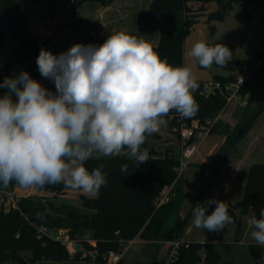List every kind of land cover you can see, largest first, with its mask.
<instances>
[{
	"label": "clouds",
	"instance_id": "obj_1",
	"mask_svg": "<svg viewBox=\"0 0 264 264\" xmlns=\"http://www.w3.org/2000/svg\"><path fill=\"white\" fill-rule=\"evenodd\" d=\"M187 55L198 66L225 68L232 51L225 44L195 42ZM39 73L54 82L47 89L27 71L5 77L0 89V184L24 188L65 187L96 194L107 186L101 164L86 162L122 154L137 168L149 160L148 136L167 127L175 110L190 119L198 111L199 84L187 66H172L145 39L113 31L101 44H74L53 54L41 49ZM122 173L128 165H121ZM215 204L211 214L210 205ZM196 228L220 232L233 222L224 201L211 198L192 208ZM251 237L264 249V207L248 221ZM258 264H264V252Z\"/></svg>",
	"mask_w": 264,
	"mask_h": 264
},
{
	"label": "trees",
	"instance_id": "obj_2",
	"mask_svg": "<svg viewBox=\"0 0 264 264\" xmlns=\"http://www.w3.org/2000/svg\"><path fill=\"white\" fill-rule=\"evenodd\" d=\"M38 1L40 0H0V51L4 48L9 35L18 45L12 49L8 64L18 63L20 66L18 73L22 70L27 71L33 79L40 81L49 89L51 80L40 75L36 59L42 48L53 54L61 52L51 50L48 47L47 39L40 40L28 28L27 5ZM88 1H96L106 6L114 0H70L69 9L72 11ZM237 1H242L247 5L252 3H256L258 6L264 5V0ZM45 2L51 5L53 0H45ZM193 2L202 4L201 11L204 4L217 3L218 7L210 13V18L222 19L233 1L227 3L224 0H150L149 6L141 12L139 29H145L152 20L162 16L165 26L160 30L158 43L148 42L160 54L161 58H166L169 64L174 67H182L184 40L189 28L196 22L197 15L188 14V12H193V7L190 6V3ZM183 9L186 10L184 26L178 30L179 12ZM4 75H10V73L8 71L5 74L0 73V83H2ZM213 77L227 80L232 79L234 75H214ZM4 92H6L5 89H0V95ZM197 105L198 111L195 116L203 120L207 116H212L216 111H220L225 106V100L222 98L198 99ZM257 105L253 120L242 126L243 133L240 132L238 138L248 131L254 119L264 111V95L260 96ZM171 155L172 158H169V152H166L164 156H157L156 152L152 151L149 153V160L141 164L139 168L133 160L122 155L88 160L86 167L89 171L101 164L104 165L103 171L107 173L108 183L93 197L80 193L83 205L94 210L93 213L84 216L73 212V208L69 205L60 207L59 210H65L63 216H60L62 213L54 216L47 214L45 205L36 196L22 197L19 202L21 210L0 211V264H11L12 262L28 264V261L22 258L21 252H30L29 260L31 261L39 262L45 258L67 262V264H80L78 256L76 258L69 257L65 248L59 243L38 238L31 222L49 227L68 228L72 236H75L80 230L91 229L96 245L93 247L87 241H83L86 248L95 250L99 254L120 250L122 247L120 240H131L136 237L143 240L181 238L192 208L211 180L207 181L188 213L183 217L177 216L174 226L166 230L164 226L170 215L177 209L178 199L174 198L173 202L165 203L158 208L155 201L163 187L173 182L177 177L178 160L173 154ZM223 163L222 161L216 165L217 171L220 170ZM124 164L128 165L127 173L120 171L121 165ZM243 173L246 174L247 180L242 199L236 203V206L250 207L253 210V215L259 218L260 209L264 207V163H252ZM15 185L17 183L14 181L9 184L11 187ZM0 186L3 185L0 184ZM39 189L53 192L54 195H61L67 190H72L65 187L63 183L48 184ZM236 241H240L237 233ZM230 245H226L227 250L230 249ZM202 247L205 249L203 264H217L220 252L211 242L206 241L204 243L195 241L190 244L189 248L184 249L182 252L183 262L200 264L202 260L200 249ZM248 248L254 258V264H258L264 249L256 243L249 244ZM97 261L101 263L100 258Z\"/></svg>",
	"mask_w": 264,
	"mask_h": 264
},
{
	"label": "rangeland",
	"instance_id": "obj_3",
	"mask_svg": "<svg viewBox=\"0 0 264 264\" xmlns=\"http://www.w3.org/2000/svg\"><path fill=\"white\" fill-rule=\"evenodd\" d=\"M69 1L53 0L51 5L44 3L45 0L29 3L26 10L28 28L37 36L52 35L57 20L61 22L70 12ZM61 4H64V8L59 12ZM136 4L135 7L148 6L149 0H136ZM201 5L200 3H190L193 12H188V14L191 16L196 14L197 17L184 40L182 66L189 67L197 81L208 80L214 75L249 76V83L253 85V88L256 87L255 94L250 90L254 97L250 106L245 109H234V105L230 104L210 116L213 120L211 132L200 144L198 152L190 164L181 174L177 171L175 180L163 187L155 203L158 204L159 200H165L164 203L157 205L158 208L165 203L173 202L174 198L178 199L177 209L170 215L164 226L166 230L171 229L175 224L176 217H183L188 213L207 181L211 180L195 205L197 203L204 204L211 198L224 201L233 222L226 225L220 232H210L196 228L191 213L181 238L214 243V247L220 252L217 264H254V258L246 245L247 242L256 243L251 237L253 228L248 223L247 210H251V208L236 206V203L242 199L245 189L247 176L243 172L252 163H264V111L254 119L252 126L245 134L239 138L238 134L243 133L241 130L243 125L253 120L260 96L264 95V5L258 6L256 3L247 5L242 1L233 0L231 7L222 19L210 18V13L218 7L217 3L204 4L202 11L200 10ZM185 11L183 9L179 12L178 30L184 26ZM163 21L162 16H158L145 29H139V23L137 28L143 34L149 35V39H154L155 43H158L162 29L160 25ZM164 23H162L163 26H165ZM197 41H205L209 45H227L232 51V60L225 68L215 65L210 69L200 68L194 59L187 55L191 46ZM17 45L8 35L5 46L0 51V73L5 74L8 71L10 75H4L3 79L13 76L19 71L18 63L8 64L11 51ZM5 90L7 91L6 88ZM141 147L147 149L149 153L152 151H155L156 154L170 152L176 157H179L181 152L180 139L169 127H162L158 132L148 136ZM122 156L126 155L122 154ZM204 158L206 159L203 161ZM222 161L224 163L217 171L216 165ZM19 188L23 193L22 197H38L45 205L46 213L53 216L59 213H62L60 216H63L65 210H59L63 205L71 206L72 211L81 214V216L94 212L83 205L80 191L67 190L61 195H54L53 192L39 188H24L20 185ZM84 194L89 197L95 196V194ZM214 208L215 204L210 205L207 214L210 215ZM236 233L243 240L242 244H238L236 241ZM75 237L82 240H94L91 229L80 230ZM158 240L160 239L143 240L138 237L134 242L126 243L123 246L122 263L151 264L153 261H157L160 256L156 244ZM227 244H231L229 250L226 249ZM21 256L28 261V264H67V262L45 258L39 262L31 261L29 260L30 252H21ZM203 262L201 260L200 264ZM11 264L18 263L12 262Z\"/></svg>",
	"mask_w": 264,
	"mask_h": 264
},
{
	"label": "built area",
	"instance_id": "obj_4",
	"mask_svg": "<svg viewBox=\"0 0 264 264\" xmlns=\"http://www.w3.org/2000/svg\"><path fill=\"white\" fill-rule=\"evenodd\" d=\"M249 76H236L232 79L222 80L218 78H210L208 80H198L199 87L193 93L195 101L198 99L222 98L225 100L223 110L230 104L234 105V109L247 108L251 104V96L248 90ZM247 88V89H246ZM246 89V90H245ZM56 88L52 92H55ZM168 126L171 131L175 132L180 139V156L176 157L178 166L176 171H182L190 164V161L198 152L199 146L205 137L211 132L213 120L207 116L203 120L195 115L190 118H183L173 110L169 113ZM170 125V126H169ZM199 142L198 144H196ZM172 153L169 152V158H172ZM164 156V154H157ZM22 196L11 186H0V211L8 212L10 210H21L19 202ZM165 200H159V203H164ZM156 207H157V203ZM36 230L38 238L44 240H52L62 245L69 257L76 258L80 264H120L123 260V246L126 243H132L135 239L120 240L122 247L118 251H109L99 254L97 251L86 248L84 241L72 236L68 228L49 227L44 224H36L31 222ZM91 246L96 245L95 240H85ZM196 240H185L182 238L160 239L156 242L157 251L160 256L155 264H186L183 262L182 252L190 247V244ZM204 243V241H200ZM203 245V244H202ZM202 260L205 258V249H200ZM100 258L101 263H98Z\"/></svg>",
	"mask_w": 264,
	"mask_h": 264
},
{
	"label": "crops",
	"instance_id": "obj_5",
	"mask_svg": "<svg viewBox=\"0 0 264 264\" xmlns=\"http://www.w3.org/2000/svg\"><path fill=\"white\" fill-rule=\"evenodd\" d=\"M68 4H70V2H68ZM135 5H137L136 0H114L111 4L106 6L96 1H88L73 11H70L61 22L57 20L56 25L53 27L55 31L52 35H48L46 37L40 35L37 36L31 30L30 31L40 40L47 39L48 47L56 52H65L72 45L77 43L85 45L101 44L111 32L120 30H125L126 32L145 39L152 44H157L155 43L156 41L154 39H149V35L143 34L137 28L141 17V12L149 5L136 7ZM63 8L64 4H61L59 6V12L60 10H63ZM162 23L160 26L163 28L164 26ZM249 82L250 80L248 81V90L252 101L254 95H251V91H253L255 94L256 87L253 88V85H251ZM54 88L55 84L53 81H51L49 90L53 91ZM205 159L206 158H204L203 161ZM13 188L21 196L23 195L18 184ZM247 211L249 216L248 220H250L253 216V210L251 209ZM237 242L238 244H242L243 240L240 239V241ZM248 243L249 242L246 243L247 246L251 244Z\"/></svg>",
	"mask_w": 264,
	"mask_h": 264
},
{
	"label": "water",
	"instance_id": "obj_6",
	"mask_svg": "<svg viewBox=\"0 0 264 264\" xmlns=\"http://www.w3.org/2000/svg\"><path fill=\"white\" fill-rule=\"evenodd\" d=\"M225 2H227V3H230V2H232L233 0H224Z\"/></svg>",
	"mask_w": 264,
	"mask_h": 264
}]
</instances>
